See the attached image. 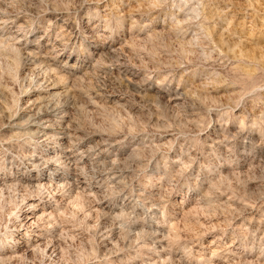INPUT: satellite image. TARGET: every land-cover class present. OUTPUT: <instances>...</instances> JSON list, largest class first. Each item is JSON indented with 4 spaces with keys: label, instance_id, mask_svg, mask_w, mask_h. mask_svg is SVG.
<instances>
[{
    "label": "rangeland",
    "instance_id": "obj_1",
    "mask_svg": "<svg viewBox=\"0 0 264 264\" xmlns=\"http://www.w3.org/2000/svg\"><path fill=\"white\" fill-rule=\"evenodd\" d=\"M7 11L20 46L58 42L46 60L62 53L53 72L74 89L58 102L87 146L116 143L121 176L94 180L93 197L53 181L0 187V250L23 238L9 229L36 194L46 215L28 236L50 233L0 264H264V0H0ZM17 39L0 43V126L48 75ZM25 147L18 159L40 156ZM8 156L0 176L19 183L29 166Z\"/></svg>",
    "mask_w": 264,
    "mask_h": 264
},
{
    "label": "bare ground",
    "instance_id": "obj_2",
    "mask_svg": "<svg viewBox=\"0 0 264 264\" xmlns=\"http://www.w3.org/2000/svg\"><path fill=\"white\" fill-rule=\"evenodd\" d=\"M18 18L16 14L8 11L4 15L0 14V43L9 42L13 37H18L17 41L14 40L13 43L11 42L13 45L12 48L24 54L27 64L30 66L33 65L34 61H37L36 59H39L38 61L45 66L48 78H45L47 77L45 76L31 93H26L24 105L20 107L18 111H15L14 114H9L7 116V122L5 121L6 123L0 126V160L4 162L5 157L11 154V156L15 157L13 161H21V163H25V166H29L26 175L21 171V173L17 175V179H14L16 181L19 180V183L13 182L10 178L6 179L4 175H1L0 187L3 188L16 185L40 190L45 185L52 186L53 184L51 181H53L57 183L53 186L54 189L66 183L69 186H73L72 188L74 189L80 188V191L86 196H96L95 192H100L105 183H101V181L99 184H92L93 186H91L94 180L99 181L103 179L110 180L111 183H117L118 178L121 176V170L116 169L113 165L114 159L110 160L108 158L110 148L116 143L110 140H102L98 141L95 146L86 145L87 137L80 134L74 118L70 115L72 107L60 105L58 102L59 98L65 97V95L66 97L67 95L71 96V91L73 92L74 90L71 85L65 89V87L60 84L61 82L57 81L58 79L53 72L55 71V68H53L55 67L54 65L61 61L58 60V58L62 53H57V56H48L46 60L47 54L54 49V45H57L58 42L50 44L49 47H45V50L42 52L43 54L39 55H37L33 49L30 50L28 47L29 44L20 46V42L18 43V41L22 35L19 31H21L23 23L15 26L14 24L18 21ZM67 29L68 28H66V30ZM68 33L72 35L74 31L70 32V30H68ZM47 44V42H44L41 45L42 49ZM61 49H64V47ZM102 50L103 45L101 43H95L91 50V54L99 56ZM67 57L72 58L71 53ZM62 77H64V74L59 76V78ZM66 77L68 78V76ZM46 81H48V84L45 85L44 83ZM180 95L181 94L176 91L168 100L170 99L172 102H176L179 100ZM15 118L19 121H13ZM13 140L16 141L12 142ZM30 145L39 146L38 152L40 156L30 151V154L24 155L22 158L18 159V152L16 149L24 148V146L30 147ZM27 147H25L26 150ZM89 160L91 161L88 162ZM33 170H39V173L30 176L29 172ZM43 170H47L48 172L44 173ZM68 170L71 171L68 172ZM81 178L86 180L82 181ZM45 179H48L47 183L43 182ZM8 180L9 182H6ZM53 194L58 193L54 191ZM41 198L42 196L38 194L29 197L31 201H29L25 209L21 210L17 215L15 223L9 229V232H11V235L16 231L14 235L18 237L21 234L23 238L9 239V241L12 242V247L11 249L0 250V260L5 258V256L9 257L15 253H28L33 251L35 246L40 243V238H44V234H50L45 231L44 227H39V230L43 232L42 234L38 232L35 233L37 239L28 236V234H30L29 231L37 227L36 222H43V216L46 215L44 211L37 214L38 208H43L45 206L43 203L39 205L38 202H42ZM105 199L97 198V201H95L97 207H100ZM51 202L55 204L54 200ZM107 206L108 205H104L103 207ZM108 208L111 210L117 207ZM50 214L51 212L49 215ZM22 230L24 232L20 233ZM160 240L161 239H156L154 242H159Z\"/></svg>",
    "mask_w": 264,
    "mask_h": 264
}]
</instances>
